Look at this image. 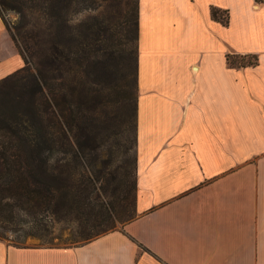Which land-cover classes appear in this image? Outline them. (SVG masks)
<instances>
[{"label":"crops","instance_id":"0c3cea01","mask_svg":"<svg viewBox=\"0 0 264 264\" xmlns=\"http://www.w3.org/2000/svg\"><path fill=\"white\" fill-rule=\"evenodd\" d=\"M24 64L0 12V78ZM136 89L134 216L0 264H264V0H137Z\"/></svg>","mask_w":264,"mask_h":264},{"label":"rangeland","instance_id":"374dc122","mask_svg":"<svg viewBox=\"0 0 264 264\" xmlns=\"http://www.w3.org/2000/svg\"><path fill=\"white\" fill-rule=\"evenodd\" d=\"M136 2L57 0L52 25L40 38L44 17L30 16L28 48L21 45L30 70L55 59L41 108L51 134L65 131L49 153L60 189L53 210L31 216L16 208L13 218H0V238L71 243L134 216ZM5 17L12 24L18 15L8 10Z\"/></svg>","mask_w":264,"mask_h":264},{"label":"trees","instance_id":"16d2710c","mask_svg":"<svg viewBox=\"0 0 264 264\" xmlns=\"http://www.w3.org/2000/svg\"><path fill=\"white\" fill-rule=\"evenodd\" d=\"M56 5L57 0H0V12L25 59L22 67L0 78L1 219L13 218L16 208L31 216L49 211L60 189L54 181L49 153L59 144V136L65 134V131L58 135L51 134L47 127L49 122L41 108L44 100L47 101L45 88H51L47 81L48 64L54 63L55 59L51 56L50 63L40 61L37 70L31 71L30 59L21 47L22 42L27 46L26 28L30 16L36 13L44 17V27H41L38 34L40 38L41 33H46L52 25ZM8 10L18 15L12 24L5 17V11ZM211 15L227 21L226 15L223 16L219 8L211 7ZM227 57L235 65L256 60L255 55L228 54ZM244 57L251 58L244 60Z\"/></svg>","mask_w":264,"mask_h":264}]
</instances>
